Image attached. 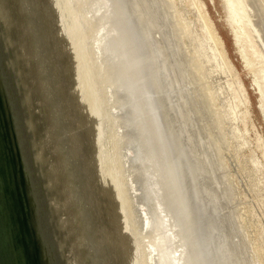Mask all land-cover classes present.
<instances>
[{
  "label": "water",
  "instance_id": "obj_1",
  "mask_svg": "<svg viewBox=\"0 0 264 264\" xmlns=\"http://www.w3.org/2000/svg\"><path fill=\"white\" fill-rule=\"evenodd\" d=\"M0 264H208L139 0H0Z\"/></svg>",
  "mask_w": 264,
  "mask_h": 264
},
{
  "label": "rangeland",
  "instance_id": "obj_2",
  "mask_svg": "<svg viewBox=\"0 0 264 264\" xmlns=\"http://www.w3.org/2000/svg\"><path fill=\"white\" fill-rule=\"evenodd\" d=\"M139 0L208 264H264V0Z\"/></svg>",
  "mask_w": 264,
  "mask_h": 264
},
{
  "label": "bare ground",
  "instance_id": "obj_3",
  "mask_svg": "<svg viewBox=\"0 0 264 264\" xmlns=\"http://www.w3.org/2000/svg\"><path fill=\"white\" fill-rule=\"evenodd\" d=\"M229 2H230V4H232L233 5V2H232V0H228ZM235 5H233L232 6V11H235V7H234Z\"/></svg>",
  "mask_w": 264,
  "mask_h": 264
}]
</instances>
